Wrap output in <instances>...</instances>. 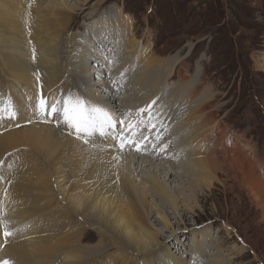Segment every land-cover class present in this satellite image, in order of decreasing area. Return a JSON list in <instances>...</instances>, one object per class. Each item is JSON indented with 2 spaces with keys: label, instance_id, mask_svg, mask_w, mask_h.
I'll return each instance as SVG.
<instances>
[{
  "label": "bare ground",
  "instance_id": "obj_1",
  "mask_svg": "<svg viewBox=\"0 0 264 264\" xmlns=\"http://www.w3.org/2000/svg\"><path fill=\"white\" fill-rule=\"evenodd\" d=\"M14 1L0 2V9H3V13L0 11V49L6 55L4 58L1 55L0 62L6 69L7 77L11 79L12 84L8 85V89L12 93L10 97L13 96L15 99V108L18 111L25 108V111L19 115L18 120L9 118V121L3 123L9 125L4 127L6 131L0 135V153L23 150L33 156L22 151L24 154L21 153L22 156L19 158L23 166H34L33 174L36 181L34 180L31 186L35 194L33 193V206L28 209L35 216V221L30 220L28 223L24 220L22 233L19 234L18 221L11 227L12 230L9 231L11 235L5 236L4 233L2 235L0 231L2 244L0 262L7 260L10 264L18 262L33 264L31 258H35V264H48L52 256L60 253L59 255L64 256L61 264H84L87 258L94 256V250L97 252L99 248L113 247L116 252L113 256L116 255L121 260L132 254L142 255L145 262L184 264L181 262L183 261L186 264V259L175 256L179 250L184 252L181 247L171 254L172 250L169 251V248H165L161 243L163 234L150 224L149 217L153 211L156 212L155 217L166 232L172 229L169 217L156 205V201L167 206L174 214L181 208L192 211L199 205L197 193L210 191L216 184L224 185L227 180H233L264 217V178L257 175L256 168L244 156L245 152L239 145L235 144L232 147L226 132L223 130L224 133L221 134L219 121L214 117V108L210 106L213 102L212 91L206 89L201 81L194 84L181 79L176 87L168 91L170 92L167 96L168 101L176 100L180 112L177 110L179 113L176 122H173L175 118L172 117L174 120L169 121L166 114L167 103L161 104L162 112L164 110L165 113L162 115L163 119L167 118V122L169 121L174 128L171 130L172 128L168 126L169 131L166 133L155 130L148 132L146 129L150 124L146 127L141 124L135 131L129 129V124L135 125L139 122L132 120H139L141 116L132 108L133 104L137 103L133 99L128 110L129 113L134 112L133 118H130L132 120L116 124L121 127V133L116 135L115 128L109 130L106 135L97 133L88 138V143H85L84 138H77L73 130L63 122L56 126L49 121L52 115H41L37 107L43 95L38 83L39 78L37 79L35 75L38 68L44 74L42 78L48 85V87L44 85L42 91L52 87L62 61L64 64L60 67L61 70L59 69L62 74L75 68L81 80H77L80 83L75 86L78 88L80 84L87 86L85 94L80 96L102 105L112 113L116 121H122L113 113L111 106L117 104V98L110 86L113 85L111 82H123L126 91L129 86L137 87L133 93L142 101L140 103L142 107L139 109H145L149 105L152 108L153 104L149 102L156 100L160 88L169 85L167 82L171 80L173 68L177 67L178 60L169 57L158 59L151 53L149 47L141 48L139 40L131 30V21L123 15L120 8L112 10L110 16L105 15L93 20L90 29L93 33L90 35L88 33L82 37L81 34H74L61 40L63 30L69 25L70 19L93 0H83L82 7L72 5L69 0H47L49 7L46 5V8L53 20H66L67 24L65 23L62 28L55 25L44 30L33 24L35 30L32 35L26 33L28 23L25 22L24 14L20 16L18 2ZM99 4H102V0H98L95 5ZM40 8L37 6L36 10ZM34 14L36 17L37 11ZM55 15L58 18L54 17ZM101 30H104V35L98 34ZM90 36L93 38L90 39ZM107 42L110 47L106 53L107 58L113 64L115 72L109 74L107 81L101 78V81L93 83L91 77L98 75L91 66L88 69V63L95 61L103 65L105 57L104 55L102 57L100 48ZM99 93L106 95L108 99H100ZM179 94L182 103L178 101ZM55 95L56 93H52L44 99L50 105L53 100L63 98L62 96L56 99ZM47 111H50V107ZM124 114L126 115L125 112L121 113L122 116ZM157 120L152 118L151 125L157 124ZM12 122L14 123L11 125ZM160 125L161 122L155 129L161 127ZM15 126L17 127L13 129ZM170 138H173V143L167 140ZM239 138L237 139L240 140ZM123 150L128 152L123 153ZM135 154L141 157L136 158ZM167 158L172 159L166 161ZM153 159L158 162L164 161L169 168L151 162ZM174 160L178 162L171 163ZM142 164L151 167L150 171H146L148 173L143 180L135 171L142 170ZM175 168L179 171H174ZM220 174L225 178L221 179ZM171 178L180 182L173 189L167 184ZM7 180L10 183L19 181L16 177L14 180L10 178ZM20 183L21 181L17 184ZM13 184L15 186L16 183ZM10 192L2 193L0 188V206L4 212H17L19 216L23 209L18 208L14 211L15 203H23L27 198H14ZM13 192L15 193V190ZM177 192L184 196L183 201L176 197ZM149 198L151 205L148 202ZM80 228L95 230L105 241L99 242L92 249L79 245L80 237L71 241ZM204 233L205 230L201 231L199 242L206 239ZM191 234L194 243L192 253L188 255L192 259L201 260L204 250L197 241L198 235L194 232ZM3 237L5 239L1 241ZM219 247L213 249L214 252L212 250L211 256L215 258L210 256L212 258L210 264L233 260L231 255L222 254L223 250ZM232 249L236 250L238 255L243 253L241 247Z\"/></svg>",
  "mask_w": 264,
  "mask_h": 264
},
{
  "label": "rangeland",
  "instance_id": "obj_2",
  "mask_svg": "<svg viewBox=\"0 0 264 264\" xmlns=\"http://www.w3.org/2000/svg\"><path fill=\"white\" fill-rule=\"evenodd\" d=\"M4 1L0 0V2ZM16 1L19 5L20 16L24 14L25 22L28 23L26 24V33L28 35L34 33V25H38L41 30H44L55 27V25L57 28H62L66 23V20L59 19L57 20L59 22L53 20L46 8V5L48 6L47 0H22L20 2L19 0H15L14 2ZM69 1L72 5L83 6V0ZM97 1L93 0L74 14L73 19H70L69 25H67L68 27L66 26L65 30H63L61 40L66 39V36L74 34H81L82 37L88 35V33L90 35V33H93L90 30L93 20L105 15L110 16L109 14L112 10L120 8L123 15L131 21V30L135 38L139 40L141 48L149 47L151 53L158 59L169 57L178 60L177 67L173 68L171 80L167 82L169 85L160 88L159 94H157L156 100H154L155 105L153 101L149 102L153 104L151 108V113L153 114L151 121L152 118L158 119L157 124L161 122V127L155 129L156 127L149 126L146 130L148 132L155 130L162 133L169 131L168 126L171 127L169 121H173L174 119L172 118H175L173 122H176L178 118L177 114L180 111L177 109L179 103L177 104L176 100L168 101L167 96L170 94L168 91L176 87L181 79L189 80L194 84L201 81L206 89L209 88V91H212L213 102H211L210 106L214 108V117L219 121L220 131L222 130L221 134L226 132L225 134L228 135V140L232 143V147L235 144L239 145V148L245 152L244 156L256 168L257 175L264 178V0H102V4L98 6L95 5ZM37 6L41 8L36 10ZM34 10L37 11V18L34 17ZM0 11L3 13V9H0ZM24 12L27 13L25 14ZM54 17H57V15ZM98 34L104 35L105 32L101 30ZM91 38L93 36H90ZM61 44L64 43L61 42ZM101 47L102 57L103 55L105 57L103 65L95 61L88 63V69L91 66V69L98 75L97 77L90 76L93 83L101 81V78H105L107 81L109 74L115 72V69L112 68L113 64L109 62L106 54L110 48L109 43H103ZM0 53H2L0 54V58L1 55L2 57H6L3 50L0 49ZM63 64L64 62L62 61L59 69ZM59 69V74L55 78L59 81L55 80L54 82L53 80L52 87L46 91H42L44 85L48 87L46 80L42 78L44 74L42 71H39V68L36 70L35 75L37 79L39 78L38 83L39 87H41L43 98L50 96L52 93H56V99L68 93L74 95L85 94L86 85L80 84L79 88L75 86V84H79V81H81L79 73L75 68L63 74L60 71L61 69ZM5 70V67L1 64L0 98H8L12 95L11 90L8 89V85L12 84L10 82L11 79L7 77L8 75ZM126 73L127 71L124 72V74ZM3 74L6 75L4 76ZM87 77H89L88 74ZM77 80L79 81L77 82ZM111 83L113 85L110 86L117 98V104L111 105L113 113L124 123L131 121L132 119L130 118H133L134 112L131 111L129 113L128 110L132 106L131 100L133 99L137 103H135L136 105L133 104L134 107L132 108L137 115H141L138 112L140 110L139 107H142L140 105L142 101L137 99V95L134 96L137 87L129 86L126 91L123 82ZM128 90H131V93ZM100 96V99H108L104 94H100ZM10 98L15 105L13 96ZM178 101L182 103L180 94ZM162 103H167L166 114L169 117V124L166 120L167 118L163 119L162 117L163 114L165 115L164 110L162 112ZM157 104L160 105L157 106ZM174 107L176 108L174 109ZM15 109L16 116L13 120H18L19 115L24 113L25 108L21 111H18L17 108ZM124 112L126 115L130 114L131 116H126L125 114L122 116L121 113ZM169 112L173 113L170 114ZM142 115L146 124H143V126L146 127L148 125V114L144 113ZM60 120L59 114H53L49 121L59 126L62 124ZM135 120L139 121L138 119H133L132 121L136 122ZM6 121H9V118H0V135L6 131L4 127L9 125V123L3 124ZM115 129L117 130L116 135L122 132L121 127L118 125H116ZM171 130H174V128ZM238 137H240V140L237 139ZM172 139L167 140L173 143ZM231 143L229 144L231 145ZM22 151L13 150L0 153L1 192L5 191L9 194L10 189H12L10 195L13 193L12 196L14 198H27L23 203H15L14 211L18 208L23 209L19 216L17 212H4L3 207L0 206V231L2 235L5 231L9 232L10 229L12 230L11 227L17 221L18 234L22 233V223H24V220L25 222L28 221V223L30 220L35 221V216L28 209L30 206H33L34 190L31 185L36 181V177L33 174L34 166H23L24 164L20 161V158L22 154H28L29 152L23 151V153ZM124 152H128V150H123ZM28 155L31 154L29 153ZM135 156L136 158L141 157L138 154H135ZM31 157L33 156L31 155ZM169 159L172 158L165 160L168 161ZM175 161H171V163ZM151 162L169 168L168 164H165L162 160L158 162L153 159ZM143 166L145 164H142V170L135 169L142 180L145 179L148 173L146 171H150L151 168L147 164L145 167ZM174 171L178 172L179 170L175 168ZM17 175L19 176L17 177ZM15 177L21 181L19 185L17 184L18 180H15L16 182L11 181V183L7 180L9 178L10 180H14ZM21 177L23 179H20ZM219 177L221 179L225 178L221 174ZM13 183H16L15 186L17 185L19 188L15 187ZM179 183L178 179L175 178L167 181V184L172 189ZM14 190L15 193L17 192L16 194L13 192ZM197 195L199 197L198 206H195L192 211L181 208L177 214H174L167 206L156 201V205L165 211L172 225V229L166 232L163 225L157 221L155 217L156 212H151L149 221L159 233L163 234L161 236L162 245L165 248H169V251L172 250L171 254H174L178 250V247H181L187 255L185 253V257H183L184 252L179 250L175 256L177 258L181 256L180 258L186 259V264H210V260L215 258V256H211L212 250L219 246L223 250L222 254L231 255L233 260L219 263L214 262L212 264H264V217L261 211L249 201L246 194L239 190L234 181L227 180L224 185L216 184L210 191L197 193ZM151 197L153 198L152 195ZM176 197L181 201L184 199V196L178 192L176 193ZM148 202L150 205L152 204L151 198L148 199ZM204 230L206 231L204 234L207 237L204 242L202 240L199 242L202 236L201 231ZM192 232L198 235L197 241L201 245V249L204 250L201 260L197 258L192 259L188 255L192 253V244L194 243L193 239H191ZM78 237L81 238L79 245L89 247L90 249L95 247L99 242L105 241L93 229H78L77 235L71 238V241H75ZM4 239L3 237L1 241ZM74 245L76 246V243ZM1 246L2 244H0V253L2 252ZM233 247L243 248V253L241 255L236 254L237 251L233 250ZM199 251L201 252V250ZM93 253L94 256L87 258L84 264H159L158 262L143 261L142 255L131 254L129 257H125L126 259L121 260L116 255L113 256L116 253L113 247L99 248L97 252L94 250ZM59 254L52 256L48 264H61L64 256ZM31 261H34L33 264L36 263L35 258H31ZM181 262L185 264V262Z\"/></svg>",
  "mask_w": 264,
  "mask_h": 264
},
{
  "label": "snow or ice",
  "instance_id": "obj_3",
  "mask_svg": "<svg viewBox=\"0 0 264 264\" xmlns=\"http://www.w3.org/2000/svg\"><path fill=\"white\" fill-rule=\"evenodd\" d=\"M154 103L155 101H153ZM37 107L41 115L59 114L63 124L72 129L73 134L77 138H84L85 143H88V138L94 134L106 135L109 130L116 127L117 123H124L123 121H116L112 113L102 105L93 103L80 95L72 93L63 96L61 100H53L50 105L48 101L41 97ZM49 107L50 111H47ZM139 113L141 114L139 122L135 125L129 124L130 130L135 131L139 129L141 124H145L142 115L144 113L148 114V124L151 127H155V125H151L150 123L152 116L151 105L145 109H140ZM15 116L16 109L11 98H0V118H15ZM123 146L124 141L122 140L121 147ZM4 235L9 236L11 233L5 231ZM0 264H10V262L5 260L0 262Z\"/></svg>",
  "mask_w": 264,
  "mask_h": 264
}]
</instances>
